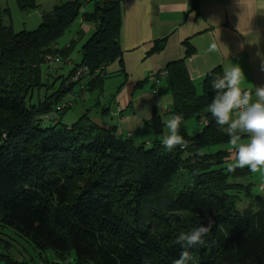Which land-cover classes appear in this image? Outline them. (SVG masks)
<instances>
[{
  "label": "trees",
  "instance_id": "1",
  "mask_svg": "<svg viewBox=\"0 0 264 264\" xmlns=\"http://www.w3.org/2000/svg\"><path fill=\"white\" fill-rule=\"evenodd\" d=\"M15 1L23 13L36 8L35 0ZM120 1L65 2L21 32L4 24L9 12L0 11V264H175L183 250L189 264H264V199L238 181L251 171L229 172V152L211 151L230 143L226 126L206 112L215 94L209 81L220 68L204 77L198 96L182 60L165 67L171 113L182 114L188 141L172 152L159 139L165 125L155 112L150 144L98 127L87 111L71 125L57 118L79 98L76 85L81 98L101 91L104 67L121 57ZM88 3L93 10L85 13ZM81 14L95 27L73 61L77 42L64 49L58 41ZM190 119L207 122L194 137L183 127ZM244 199L251 203L240 212ZM210 220L202 245L176 243L180 230ZM14 234L54 256L16 261L7 253Z\"/></svg>",
  "mask_w": 264,
  "mask_h": 264
},
{
  "label": "crops",
  "instance_id": "2",
  "mask_svg": "<svg viewBox=\"0 0 264 264\" xmlns=\"http://www.w3.org/2000/svg\"><path fill=\"white\" fill-rule=\"evenodd\" d=\"M35 1L36 8L23 13L15 0H4L5 5L0 4V11L9 12L3 14L4 24H10L18 32L35 30L43 14L73 0ZM194 1H120L118 42L121 57L104 67L100 92V96L104 94L103 100H110L113 107L97 101L98 111L88 114L94 124L106 130L115 128L117 136L135 144H150L154 135L148 111L151 116L155 112L164 125L171 118L173 101L164 69L180 60L184 62L198 96L202 94L201 82L209 72L216 68L223 72L229 62L238 64L244 74L240 87L253 93L255 101L253 85L264 84V0ZM92 10L93 3L85 5V13ZM79 17V28L70 29L72 31L58 41L60 48L64 49L77 42L71 50L70 59L73 61H79V48L95 27L94 23L85 21L82 14ZM158 45L162 46L161 49L154 52ZM186 47L190 49L188 55ZM158 103L166 105V109L162 110ZM204 121L190 119L184 122L186 134L189 137L199 134ZM167 132L164 126L161 136ZM249 140L245 134L241 142L248 143ZM218 150L229 152L230 163L234 162V145L228 143L211 149L213 152ZM238 181L251 186L252 197L264 199V169L251 171L250 177ZM240 203H245L243 207L241 205L244 210L251 201L244 199Z\"/></svg>",
  "mask_w": 264,
  "mask_h": 264
},
{
  "label": "clouds",
  "instance_id": "3",
  "mask_svg": "<svg viewBox=\"0 0 264 264\" xmlns=\"http://www.w3.org/2000/svg\"><path fill=\"white\" fill-rule=\"evenodd\" d=\"M242 79L244 74L241 67L229 62L223 69L222 75L215 76L209 81L215 94L206 106V112L210 113L217 126L221 128L226 126L229 142L236 150L234 162L227 165L229 172L245 166L250 171L264 169V84L253 85L256 97L253 101V93L241 89ZM158 106L162 110L167 107L159 103ZM148 117L151 118L150 111ZM182 120V114L173 113L171 118L165 121L168 130L162 140L165 151L172 152L178 146H187L188 141L180 132ZM245 134L250 137L248 143L241 142ZM211 226L210 220L207 225L200 223L187 230H180L176 243L182 245L184 249L202 245ZM189 261V252L183 250L175 260V264H189Z\"/></svg>",
  "mask_w": 264,
  "mask_h": 264
},
{
  "label": "rangeland",
  "instance_id": "4",
  "mask_svg": "<svg viewBox=\"0 0 264 264\" xmlns=\"http://www.w3.org/2000/svg\"><path fill=\"white\" fill-rule=\"evenodd\" d=\"M0 4H4V0H0ZM85 8V6H84ZM84 12V9H83ZM77 20V19H76ZM81 20V17H79L78 21L75 22L74 25H72L65 34H68L69 31L71 32L73 30H76L77 28H79V22ZM37 28V27H36ZM21 30V29H20ZM34 30V29H32ZM15 32H18V29L14 30ZM57 64V63H56ZM83 84V82H82ZM55 88H57L56 86H54ZM103 89V88H102ZM80 88L76 85L74 88V92L79 93L80 94ZM100 92L99 90L93 91L92 93H90L91 95H84L82 98L79 96V98H76L75 103L73 104V106H71L68 110H66L60 117H57L61 123L65 124V125H71L72 123H74L80 116H82L86 110H88V114L91 115V112H95L98 111L97 108V101L100 102L101 105H106V107L108 105H111V107H113V104L111 103L110 100L108 101H104L103 100V95L102 94L100 96ZM106 92V91H105ZM43 91L40 92V96H43ZM75 95V93H74ZM66 97L68 99H71V96L66 95ZM65 97V98H66ZM73 97V96H72ZM37 96L35 95L33 100H36ZM84 99V100H83ZM90 108V109H89ZM159 139L162 141L163 137H159ZM245 204V203H244ZM244 204L238 203L237 205V209L238 211H242L243 210V206ZM242 205V207H241ZM10 234H12L10 232ZM13 237L10 236L11 239H7L9 241H11V249L7 252L8 255H10L12 258H14L16 261H22V260H34V261H38V260H44L45 258H47V260H49V257L51 258L52 256H54V253L52 251H47V252H40L37 249H35L27 240H25L22 237H19V235H12ZM1 253H4L3 249H0Z\"/></svg>",
  "mask_w": 264,
  "mask_h": 264
},
{
  "label": "built area",
  "instance_id": "5",
  "mask_svg": "<svg viewBox=\"0 0 264 264\" xmlns=\"http://www.w3.org/2000/svg\"><path fill=\"white\" fill-rule=\"evenodd\" d=\"M86 2L88 1V0H85ZM82 11H83V9H82ZM61 61V59H59V58H54V62L55 63H59ZM68 64H71V61H68ZM85 70L84 69H80V70H78L76 73H75V75L73 76V80L74 81H77V80H79L82 76H83V73H85L84 72ZM69 104V103H68ZM58 109H60V108H58ZM207 124V122L206 121H204L203 123H202V125L204 126V125H206Z\"/></svg>",
  "mask_w": 264,
  "mask_h": 264
}]
</instances>
